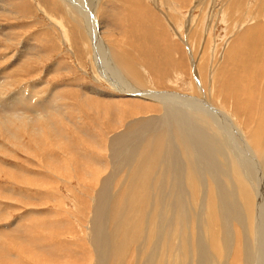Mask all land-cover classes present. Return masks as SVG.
<instances>
[{
  "label": "rangeland",
  "instance_id": "1",
  "mask_svg": "<svg viewBox=\"0 0 264 264\" xmlns=\"http://www.w3.org/2000/svg\"><path fill=\"white\" fill-rule=\"evenodd\" d=\"M134 1H130L128 5L123 0H85L83 4L86 7H82L84 12L77 14L78 16L75 14L74 17L66 14L65 4L60 0H21V2L10 0L6 4H0L5 10V12L0 10V28L5 29L6 32L10 28L12 30L8 37L4 33L0 34V83H2L0 84V103L13 101L19 92L27 94L26 88L28 89L31 83L37 85L41 83V87L37 89L41 93L30 95H35L32 103L46 100L50 90L55 89L54 93H57L56 89L59 88L62 92L61 96L66 99L63 102L69 109L71 106L82 103V94L78 93V89L82 90L87 98L91 97L96 102L106 103V105L111 104L113 97L112 100L131 98L139 100L142 104L158 106L156 102L152 103L136 95L150 92L202 104L205 98L209 102L216 100L217 102L209 104L208 109L216 114L218 111L229 115L224 110L223 102L230 98L235 100L241 93L239 96L245 101H241L243 106L235 110L237 113L245 110L243 119L246 116H254L255 118H251V124L256 121L261 109L264 110V52L259 49L261 61L258 64L253 61L252 56H249V52L244 51L241 55L240 60H248L250 66L254 67L249 70L250 72L248 71L249 73L247 72L248 77L249 74L251 76L246 78L247 81L253 80L247 92L245 88L243 89L244 85L241 86L237 81L242 74L245 73L246 76L245 69L227 61V57L228 54H233L228 44L232 45L234 41H238V36L244 35L249 26L253 30L259 28L254 33L259 36L264 35V0H256L251 8V11H254L253 16L246 18L244 13L247 12V7L250 8L252 5L249 3L251 0H245L236 12L229 9L232 0H213L214 2L207 4L202 3L204 7L197 10L195 8L198 0H153L154 2L143 0L140 9L136 7L133 9L131 5L134 4L131 2ZM107 5L116 6V11L119 13L115 14L112 10L103 13L108 11ZM245 6L247 7L244 9ZM90 10L94 14H91ZM152 12L154 16L150 15ZM102 13L107 15L103 16ZM84 14L94 20L91 25L84 19ZM168 15L169 20L171 19L169 23L172 25L170 27L167 23L169 28L167 32L165 22L168 21ZM109 16L113 17L116 27L110 21V24L105 26ZM172 27L178 28H176L178 33L175 38L172 36L173 29H170ZM92 30L91 41L89 31ZM189 30L192 31L191 42L188 41ZM99 35L107 37L110 41L115 38L118 45L114 42L111 44L129 54L132 66L138 69L141 75L118 70V78L123 86L107 81L103 72L102 75L100 71L104 70L105 73L109 71L106 67H100L97 64L93 50V46L98 43ZM52 43L53 51H50L49 46ZM91 43L92 47H90ZM261 43L264 50V43ZM29 44L39 46L44 54L37 52V55L41 54L38 59L35 55L29 57V61L26 60L25 63L21 62L13 67L20 53L22 56L28 53L23 50V47ZM52 69L53 72H51ZM131 69L125 68L128 72ZM129 87L136 88L137 93L128 91ZM86 89L92 90L94 95H90ZM106 98L111 99L108 101ZM145 98L148 99V97ZM56 101L55 103L58 104L61 99ZM203 105L207 106L205 103ZM218 105L221 107L217 108ZM111 110L116 111L117 107H112ZM135 110L140 109L135 107ZM66 114H69L68 111ZM75 114L78 116L77 113ZM29 115L30 118L27 117L28 115L21 114L15 117L9 116L7 118L13 122L23 123L14 124L12 127L14 130L11 129L9 132L0 129V264H23V261L24 264H36L38 261L39 264L41 262V264H91L93 255L88 244V227L94 206L93 199L99 183L89 176L87 170L90 167V170H93L100 166H88L86 161L82 163L81 158L84 157L76 148V143L79 142L86 152H94L90 149L89 137L82 136L73 124L52 111ZM149 115L158 116L159 113ZM139 117H148V115L141 114ZM57 120L63 122L70 133H65V138L62 137V132L58 133L56 129L53 131L46 129L42 133L38 131L39 125L41 128L45 126L49 128L52 127L50 122L56 123ZM83 121L86 123L85 128L90 131L95 130L94 123L87 117L83 118ZM119 132L120 130L116 131V133ZM63 138H67L69 143ZM106 158L107 156L101 155V160L106 161ZM103 166L102 164V168L105 167ZM107 213L106 223L108 225L110 223L109 228L117 225V222L121 220L122 212L117 210L115 205L107 207L101 215ZM96 219L100 222V218L97 217H94L93 221ZM235 223L238 222L233 221V225ZM193 236H197V231H193Z\"/></svg>",
  "mask_w": 264,
  "mask_h": 264
},
{
  "label": "bare ground",
  "instance_id": "2",
  "mask_svg": "<svg viewBox=\"0 0 264 264\" xmlns=\"http://www.w3.org/2000/svg\"><path fill=\"white\" fill-rule=\"evenodd\" d=\"M8 1L10 0H0V4H6ZM128 1L123 0L129 5L132 0L129 3ZM255 1L249 2L252 4L250 8L244 7V9L247 7V12L244 13L245 18L253 14L254 11H251V8ZM60 2L65 4V11L69 17L84 12L82 7L85 6L83 4L85 0H60ZM141 2L143 0H138V2L135 0L131 2L134 4L131 6L133 9L134 7H142ZM208 2L214 1L198 0L195 10L202 9L204 7L202 3L207 4ZM244 2L245 0H232L229 4L230 11L235 10L236 12ZM0 10L4 9L0 6ZM107 10L103 13L110 12L109 10L115 14L118 12L114 5L109 6ZM128 12L130 11L128 10ZM168 12L170 13V11ZM86 15L84 14V19L91 25L94 20L89 19ZM106 15L103 14V16ZM150 15L154 16L155 14L152 12ZM163 19L166 21L165 18ZM167 20L165 28L172 25L169 23L171 22L169 15ZM71 21L73 22V20ZM109 21L113 22V26L116 27L111 16L105 21V26L110 24ZM249 27H246L247 32L244 35L238 36V41H234L232 45L228 44L229 50L233 54H228L227 57V61L245 69L246 76L244 73L237 80L241 86L244 85L245 92L253 83V80L247 81V72L254 67L250 66L248 60H240L241 55L244 51L249 52V56H252L253 61L258 64L261 61L259 49L264 52L260 45V42L264 43V35L260 34L259 36L254 33L259 29L258 27L256 30ZM176 28H170L174 31H172L173 38L178 33V28ZM10 29L6 32L5 29L0 28V34L4 33L8 37L9 32L12 31ZM92 33L93 30L89 31V40L91 41ZM191 33L192 31H190L189 37L187 36L188 41L193 40ZM6 36L4 35V37ZM113 39L110 41L107 37L99 35L97 37L98 43L93 46V50L97 64L100 67H106L109 71L105 73L104 70H101V74L103 72L106 80L111 84L116 83V85L123 86L118 78V70L136 75H141V72L132 66L126 51L111 44L116 43V39ZM53 45V43L50 44V51H53ZM90 47H92V43ZM23 50L28 53L23 56L20 53L21 56L17 57L13 67L21 62L25 63L26 60L29 61V57L36 55L38 59L41 54H44L39 46L30 44L26 45L25 48L23 47ZM37 52L41 54L37 55ZM125 68L132 69L128 72ZM4 77L3 81L5 80ZM249 77L251 78L250 74ZM216 83L218 85V82ZM30 85L28 89L26 88L27 94L19 92L13 101H8L5 104L0 103V129L9 132L13 129L14 124L23 123L13 122L7 118L9 116L15 117L17 114H21L22 116L28 115L27 117L30 118L29 114L39 115L52 111V113L63 116L65 121L73 124L82 136L89 137L90 149L94 152H86L79 142L75 146L84 157H80L82 163L86 161L88 166H100L93 170H90V167L87 170L89 176L99 183L93 199L94 206L88 227V244L93 255L91 264H264L263 108L259 117L251 124V118H255L254 116H246L243 119L245 110L242 113L236 111V108L243 106L241 101H245L243 97L239 96L241 93L237 95L235 100L230 98L227 101H222L225 105L224 110L229 114L224 115L218 111L217 114L210 111L208 109L209 104L217 101L209 102L206 98L203 104L205 103L207 106H204L201 102L161 96L160 93H143V91V94H136L137 97L150 100L152 103L156 102L158 106L142 104L139 100H132L131 98H128L129 100L123 98L112 100L113 97L112 99L106 98L108 101L111 99V104L106 105V103L96 102L91 97L87 98L86 94L78 89V93L82 94V103L71 106L69 109L68 105L64 103L66 99L61 96L62 92L59 88L56 89L57 93H54L55 89L50 90L46 100L32 103L35 95L41 93L37 90L41 87V83L40 85L35 83ZM86 91L90 95H94L92 90L86 89ZM128 91L137 93L138 90L129 87ZM139 91L141 92V90ZM245 92L242 93L245 94ZM31 93H35V95L30 96ZM152 95L156 96L153 97ZM59 98L61 102L55 103ZM112 107H117V110H111ZM135 107L140 110L136 111ZM218 107L221 106L218 105ZM66 111L69 114H66ZM156 113L159 115H149H156ZM141 114L148 115V117H139ZM85 117L94 123L95 130L90 131L85 128L86 123L83 121ZM133 117L136 119H132ZM116 121L117 123H115ZM103 122L107 124H102ZM56 123L50 122L52 127L49 128L47 126L41 128L39 125L38 131L42 133L46 129L49 131L56 129L58 133L62 132V137L65 133L70 134L63 122L57 120ZM108 129L109 132H107ZM119 130L120 132L116 133ZM64 138L63 140L67 139ZM46 140L48 141V138ZM59 144L57 145L59 146ZM101 155L107 156L106 161L101 160ZM63 162L67 163L66 161ZM102 164L105 166H103L104 168H102ZM113 205L122 212V216L117 225H112L109 228L110 223L109 225L106 223L108 213L106 215L101 214L107 207ZM94 217L100 218V222H97V219L93 221ZM233 221L238 223L233 225ZM223 225L226 226L223 227ZM193 231H197V236H193ZM36 264H39V261Z\"/></svg>",
  "mask_w": 264,
  "mask_h": 264
}]
</instances>
